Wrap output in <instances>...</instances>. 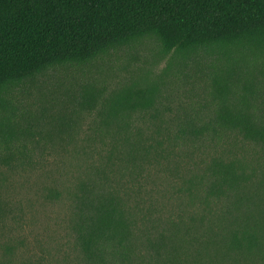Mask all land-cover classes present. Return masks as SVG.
Masks as SVG:
<instances>
[{
    "label": "trees",
    "instance_id": "trees-1",
    "mask_svg": "<svg viewBox=\"0 0 264 264\" xmlns=\"http://www.w3.org/2000/svg\"><path fill=\"white\" fill-rule=\"evenodd\" d=\"M147 38L166 52L213 58L210 111L165 117L158 88L148 85L101 102L91 92L83 104L101 105L99 141L135 172L172 146L214 156L177 194L171 182L162 191L153 181L161 192L138 195L133 187H146L142 181L99 167L82 179L71 193L70 223L84 264H264V178L251 180L230 148L240 138L264 153V0H0V109L29 78ZM0 140L12 162V141ZM27 147L17 150L18 166Z\"/></svg>",
    "mask_w": 264,
    "mask_h": 264
},
{
    "label": "rangeland",
    "instance_id": "rangeland-1",
    "mask_svg": "<svg viewBox=\"0 0 264 264\" xmlns=\"http://www.w3.org/2000/svg\"><path fill=\"white\" fill-rule=\"evenodd\" d=\"M211 59L202 52H166L159 41L147 38L89 63L54 67L15 86L0 109V137L9 138L15 148L14 160L6 162L8 150L0 140V264H84L70 223L71 193L98 167L142 181L146 187L133 190L144 196L161 192L153 181L162 191L171 182L175 187L169 193L177 194L187 181L197 180L213 154L172 146L163 152L166 158L152 157L147 169L135 172L133 164L99 141L101 105L87 108L83 101L91 92L100 93L101 102L116 90L140 84L158 88L157 106L165 117L209 113ZM141 127L147 133L155 129ZM23 145L27 152L18 166L17 150ZM230 148L251 180L264 178L261 150L240 138Z\"/></svg>",
    "mask_w": 264,
    "mask_h": 264
}]
</instances>
